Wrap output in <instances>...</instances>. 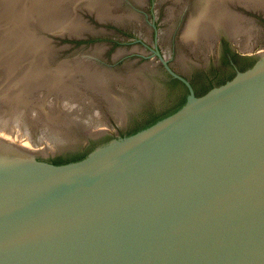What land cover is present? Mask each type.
Wrapping results in <instances>:
<instances>
[{"label": "water", "instance_id": "water-1", "mask_svg": "<svg viewBox=\"0 0 264 264\" xmlns=\"http://www.w3.org/2000/svg\"><path fill=\"white\" fill-rule=\"evenodd\" d=\"M251 52L81 159L0 136V264H264V45Z\"/></svg>", "mask_w": 264, "mask_h": 264}, {"label": "flooded vegetation", "instance_id": "flooded-vegetation-1", "mask_svg": "<svg viewBox=\"0 0 264 264\" xmlns=\"http://www.w3.org/2000/svg\"><path fill=\"white\" fill-rule=\"evenodd\" d=\"M204 1L141 0V5L136 3L140 8L134 6L133 2L130 1V6L143 14L142 21L148 32L140 34V32L135 33V31H132L133 29H129L130 35H128L113 29L92 35L88 34L82 38H75L80 41L79 48L74 50L77 55L93 56L91 61L109 74L123 75L128 69H133L135 70L136 80L131 84L130 81L125 84L121 78L111 81V89L112 92L114 91L112 95H115L116 100L123 104L122 119L120 121L114 117V114L104 103L97 105L100 111L99 116L104 121H106L105 117L112 120L117 119L115 125L106 121L110 127L113 126L111 129L108 128L111 133H105L96 139L90 138L87 142L80 141L74 145L62 147L54 155L48 156V161L57 156L70 159L72 154H75L72 158L80 157L81 159L97 145L114 137V129H117L120 136H125L144 128L181 108L187 101L191 91L195 95L203 94L211 87L233 77L237 70H244L255 62L256 56L251 51H255L261 43H264V12L255 8L254 10L243 4H233L228 0L224 1L225 4H228V7L235 8L246 19H250L246 22L250 35L257 28V32H252V41L259 38L261 43L255 41L252 50H244L236 45L229 38L225 29L219 25L217 26V35L215 34V41H213L214 44L212 43L211 47L204 46L203 44H207L205 41L199 43L184 41L181 36H183L182 31L185 29L186 21L190 19V15L198 13L196 7L204 4ZM150 3L158 5L159 8L164 6L163 10H165L162 17L158 16L159 11H156V9L154 16L151 12L145 11L144 7H148ZM173 6L180 8V10L169 16L167 7ZM158 7L157 9H159ZM250 28L253 30L251 31ZM87 39H95L96 41L91 44L89 43L90 40ZM87 43H89V46L83 48ZM92 47H95L96 52L100 48V50L98 49L99 52L87 53L91 52L90 48ZM119 49L122 52L116 54L117 51H120ZM104 109L108 112L106 115Z\"/></svg>", "mask_w": 264, "mask_h": 264}, {"label": "bare ground", "instance_id": "bare-ground-1", "mask_svg": "<svg viewBox=\"0 0 264 264\" xmlns=\"http://www.w3.org/2000/svg\"><path fill=\"white\" fill-rule=\"evenodd\" d=\"M114 1L115 0H87L84 3L80 4L79 7H81L82 10L90 11L91 13L96 15L98 19L101 21H110L122 25L128 24L127 22L129 21L125 19L126 16L124 17L117 12L115 7L117 4H115ZM205 1L204 4H201V6L198 5V7H196L198 13L196 15H190V19L186 21L187 24L185 26V29L182 31L183 36H181L182 38H184V41L186 42L193 41L198 43L200 41L201 42L205 41L207 44H203V45L204 46L207 45L208 47H211L213 41H215L214 40L215 34L217 33V26L219 25L222 26L223 29H225L229 38L232 41H234L236 45H238L240 48L244 50L245 49L252 50L254 48L255 41H258L257 43H261L259 38H256L255 41L254 40L252 41V36H251L252 32L255 31L257 32L256 30L257 28L254 29V31H252L253 29H251L252 28L251 27L250 30L252 32L250 35V32L248 30L249 28H247V23H246L248 19H246L236 9L230 6L228 7V4L224 3L225 0H205ZM233 1L235 3L243 4L244 6L246 5L249 8L251 7L252 9L254 8L259 9L260 11L264 12V0H233ZM138 2L141 1L139 0ZM177 10H180V8H175L174 6L167 7V12L169 13V16H172V14L174 12L176 13ZM64 19H62V21ZM79 24L80 23L78 20H74V23L72 25L66 27L68 29H65V33H67V35L70 36H85V34L87 33L95 34V32L104 29L103 27H98V29H93L90 27L89 29H86V27L83 28L79 27ZM131 28L136 33H139L138 30L135 29L134 27ZM263 45L264 43H261L259 47H262ZM98 49L100 50V48ZM45 50L43 51L42 55L44 57L46 56L45 58V61H47L46 65L43 66L40 65L42 63V60L38 61L36 58L35 60H37L36 61L37 64L35 66L33 64V60H34L33 53H31L29 54V57L27 58L21 57V59L18 60L17 65L13 66V69L15 70L14 73L11 74V76L6 77L7 78L6 81L3 79V77H5L3 75L2 79L4 81H2L3 83L1 84L0 87H3L5 84L6 86L4 87L3 91L0 89V110H1L0 136L12 140L13 142H17L30 149L48 151V150H54L52 149V146H50L54 143L50 138H48L50 137L49 136L50 134L61 133L64 130L66 131L73 130L76 131V134L86 133V132L92 133L101 130L102 125H106L110 127L108 122L104 121L99 116L100 113L99 108L95 106L99 103L105 102L107 104L106 107L111 111V113L114 114V117H116L118 121L122 119L123 104L120 101L116 100L115 95L114 96L112 95L114 91L112 92L111 89L112 88L111 81L113 82L121 78L123 81L124 80L125 82L130 81L131 83L136 80L134 76L136 75L134 72L135 70L128 69L129 71L127 70L123 75L120 74L118 75L116 73L114 74L112 73V75H110L109 73L105 72L103 68L97 67L96 64H94V62L91 61L93 58V56L91 55L89 57L88 55L81 54V56L79 57L77 55L78 58L74 57V59H70L68 57L64 59L62 58L63 60L61 61L60 60L57 61L55 59L53 51L45 52ZM121 52L122 50L117 51L116 54ZM5 61L4 64L6 63ZM28 61L31 62V65H27ZM24 62H26V64H24ZM1 67L3 66L0 65V68ZM11 68L12 66L3 67V70H10ZM8 86L10 87L12 86V88L6 89V87ZM42 86L47 87L48 90L51 92L48 93L53 95V97L42 95L43 97L44 96L46 97V99L44 98V101L50 100V102L56 104L57 107L54 113L50 112V114L47 116V119L49 121L47 128H43V130H41L42 131L41 136L40 137L38 136L39 139H34L35 137H32L31 132L29 131V129H27L28 127L26 128L23 127L22 125V120H21L22 116L20 115L21 114L20 109H18L17 111V109L14 108L13 113L11 114L10 112H8L10 110L6 108V105L7 103L11 105L18 104L19 108H21L20 106L23 103L32 106V104H34L35 102V105H37L36 91L38 90L39 87ZM28 91H30L29 94H27ZM46 91L45 94H48ZM34 93L35 96L33 97ZM44 101L42 100L43 103ZM60 101L67 103L65 104L64 108L60 107V105H62L60 104ZM39 103H38V107L41 108L43 103H41V105H39ZM14 111H17V113H15ZM28 117H30V115H28ZM49 118H52L53 121L51 119L49 120ZM29 119H31V117L28 118V120ZM39 143L41 144L43 143L45 145V148H37L39 146L38 145Z\"/></svg>", "mask_w": 264, "mask_h": 264}, {"label": "rangeland", "instance_id": "rangeland-1", "mask_svg": "<svg viewBox=\"0 0 264 264\" xmlns=\"http://www.w3.org/2000/svg\"><path fill=\"white\" fill-rule=\"evenodd\" d=\"M85 1L87 0H83V1L82 0H0V65H2L3 67L12 66L10 70H3V67L0 68V79H1L0 86L3 83L2 81L4 80L6 81L7 79L6 77H9L11 76V74L14 73L15 70L13 69V66L17 65L18 60H20L21 57L24 58L29 57V54L31 53H33L34 60L36 58L38 61L42 60V63L40 64L42 66L46 65L47 62L45 61L46 56L44 57L42 55L45 49H46L45 52L53 51L55 59L57 61L58 60L61 61L65 57L67 58L69 57L70 59H74V57H77V54L76 52H74V50L79 48L80 41L76 40L75 38L84 37V36H70L67 35V33H65V29H68L66 27L72 25L74 23V20L79 21L80 23L79 27L81 28L86 27V29H89L91 27L93 29H98L99 26L101 27L103 26L106 28V29L104 28L101 31L95 32V34L99 32L101 33L107 32L106 30L114 29V30H118V32H123L130 35L129 29L132 30L131 27H134L140 33L148 32L146 26L142 21L143 14L139 13L137 9L130 6V1H131L133 2L132 4H134V6L140 8V6L138 5H141L142 3L138 2L139 0L114 1L115 4H117L115 6L117 12L120 13L122 16L127 17V18L125 17V19H127V21L129 22H127L128 24L126 25H122L110 21L99 20L98 17L93 13H91L90 11L82 10L81 7H79V5L84 3ZM136 3L138 5H136ZM231 3L235 4L233 0H231ZM157 7L158 5L155 4L153 5V3H150L148 4V7L146 8L144 7V9L148 13L151 12L153 16L156 14L154 12L156 9V11L157 10L159 11L158 16L162 17L165 10V9L163 10L164 6L160 8L158 7L159 9H157ZM152 15L150 14V16ZM62 17H64L66 20ZM62 19L64 20L62 21ZM88 34L89 33L85 34V36H87ZM95 41H96L95 39H92L90 40L89 43L92 44ZM89 43H87V45L83 48H87L89 46ZM90 50L91 52L89 51L87 53L92 54L98 52V51L96 52L95 47L90 48ZM34 60H33V64L36 66L37 60L35 61ZM4 61L6 62L5 64ZM24 64H26V62H24ZM27 65H31V62L28 61ZM3 75L5 77H3ZM110 75H112V73ZM2 77L4 80L2 79ZM123 82L125 84L128 83L125 82V80ZM5 86L6 84L3 87H0V89L3 91ZM9 87L10 86L6 87V89L12 88V86L10 88ZM42 88L46 89L47 91ZM45 91L47 93L50 92L48 88L45 86L38 88V90L36 91L37 105H35L34 102V104H32L33 107L31 105L29 106V104L26 105L25 103H23L20 106L21 108L18 107L19 106L18 104L11 105L7 103L6 105V108L10 110L8 112H10L11 114L13 113L14 108L17 109V111L18 109H20L21 112L20 115L22 116L21 117L22 125L23 127L26 128L28 127L27 129H29V131L31 132L32 137H35L34 139H39L38 136L39 137L41 136V132H42L41 130H43V128H47L49 122L47 116L50 114V112L54 113L57 107L56 104L50 102V100L47 101L45 100L46 102L44 101V98L46 99L45 96L53 97V95L50 94L51 92L45 94ZM29 93L30 91L27 92V94ZM42 95L45 96L43 97ZM34 96L35 93L33 97ZM41 99L44 101V103L42 102ZM38 103L39 105L43 103V105L41 106L42 109L38 107ZM102 103L107 105L105 102ZM60 104H62L60 105V107L64 108L65 104L67 103L60 101ZM17 111L14 112L17 113ZM104 113L105 115L108 113L106 109H104ZM28 115H30L31 117V119H29L30 121L28 120V118H30L28 117ZM50 119L52 120V118H49V120ZM105 120L109 121L110 124L115 125L116 120H112L109 117H105ZM102 127L111 129V127L113 126L108 127L106 125H102ZM78 135L80 134L78 133L76 134V131L64 130L61 133L50 134L49 135L50 137L48 136L47 137L50 138L52 142H54L52 145H50L52 146V149L60 150L62 147L71 146L80 142L81 138ZM38 145L37 148H45V145L43 143L42 144L39 143Z\"/></svg>", "mask_w": 264, "mask_h": 264}, {"label": "trees", "instance_id": "trees-1", "mask_svg": "<svg viewBox=\"0 0 264 264\" xmlns=\"http://www.w3.org/2000/svg\"><path fill=\"white\" fill-rule=\"evenodd\" d=\"M75 154H72V157H74ZM70 158V159H63L61 156H57L55 158H53L51 161L53 163H56V164H60V163H64V162H68V161H74V160H77V159H80V157H75V158Z\"/></svg>", "mask_w": 264, "mask_h": 264}]
</instances>
